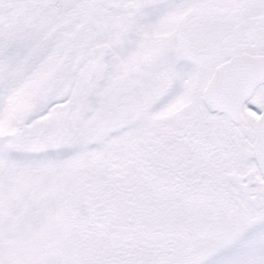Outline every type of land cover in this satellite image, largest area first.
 <instances>
[{
    "label": "snow or ice",
    "instance_id": "6c2138e0",
    "mask_svg": "<svg viewBox=\"0 0 264 264\" xmlns=\"http://www.w3.org/2000/svg\"><path fill=\"white\" fill-rule=\"evenodd\" d=\"M0 264H264V0H0Z\"/></svg>",
    "mask_w": 264,
    "mask_h": 264
}]
</instances>
